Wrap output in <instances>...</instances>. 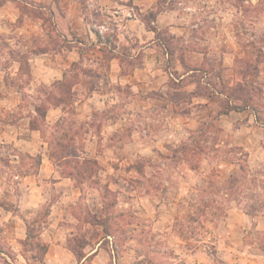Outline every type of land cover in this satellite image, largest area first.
I'll return each mask as SVG.
<instances>
[{
    "label": "rangeland",
    "instance_id": "rangeland-1",
    "mask_svg": "<svg viewBox=\"0 0 264 264\" xmlns=\"http://www.w3.org/2000/svg\"><path fill=\"white\" fill-rule=\"evenodd\" d=\"M0 211V264H264V0H0Z\"/></svg>",
    "mask_w": 264,
    "mask_h": 264
},
{
    "label": "crops",
    "instance_id": "crops-1",
    "mask_svg": "<svg viewBox=\"0 0 264 264\" xmlns=\"http://www.w3.org/2000/svg\"><path fill=\"white\" fill-rule=\"evenodd\" d=\"M4 7H8V3L4 5ZM18 15H16V13H13V16L12 17H17ZM11 19V18H10ZM14 19V18H13ZM21 33H24V31L18 33L17 35H8V38L7 40L10 42V45H12L13 47H19L21 46L22 42H21V38L22 40H24L26 38V34H21ZM70 53H77L76 52V49H72L70 51ZM35 57L32 58L31 60H33V67H36V68H39L38 66H45V68H49L50 70H52L53 74V78L59 80L63 77L64 75V67H61V66H64L63 63H53L51 65V63H49V61H45V58L43 57H48L49 56V53L48 52H41L39 54H34ZM74 57V56H73ZM74 59V58H73ZM16 62V61H15ZM116 67V66H115ZM116 68L120 69L119 66H117ZM46 78H42V80L46 81L45 80ZM56 112H57V109H54V108H49L47 109V119L49 121V123H52L49 119H54L56 118V120L58 119L59 116H56ZM233 113V112H232ZM231 113V115H232ZM241 113V112H239ZM55 114V117H53V115ZM57 115H58V112H57ZM61 115V112L60 114ZM253 120V119H252ZM54 168L50 165V161L48 160H45L44 159V162L43 164L41 165V175L42 177H49L50 175H52L54 173ZM31 188V187H30ZM31 191H36V188L32 187L31 188ZM40 195V194H39ZM46 199L44 196L41 197V199ZM5 213H6V217H4V221H9L10 218H13V220H15L16 218L18 220L15 221V225H16V229L17 230V238L13 239L15 242L18 241V239H23L25 236H26V229H27V223H26V219L24 217H21L19 215H14L12 211H6L4 210ZM2 212V211H0ZM3 213V212H2ZM58 219L56 218L55 220V224L54 223H51L50 226H58ZM63 247V244H58V243H54L52 242L51 245L48 247V250H52L53 248H59L61 249ZM46 259L49 260V263H59V258H55L54 256H51L50 258V251H48L46 253ZM101 255H102V248H96V249H93L89 252H87V254L83 257L82 261L84 259H90L91 261H97L101 258ZM18 256V255H17ZM19 256H22L21 254H19ZM10 258V257H9Z\"/></svg>",
    "mask_w": 264,
    "mask_h": 264
},
{
    "label": "trees",
    "instance_id": "trees-1",
    "mask_svg": "<svg viewBox=\"0 0 264 264\" xmlns=\"http://www.w3.org/2000/svg\"><path fill=\"white\" fill-rule=\"evenodd\" d=\"M147 21V19L145 20ZM155 21V20H154ZM148 26V25H147ZM149 29L153 30V31H156V28L155 27H151V26H148ZM57 83H60L61 85V90L63 92V85H62V82L59 81ZM61 92V93H62ZM66 92V90L64 91ZM63 92V93H64ZM247 98V99H246ZM246 98H243V97H239V100H243L244 103L242 104H238V103H231L229 102L228 103V106L226 107V109L223 110L222 114H228L230 113L232 110H238V111H241V110H244L246 109L247 107H252L251 104H250V100L252 99V97H246ZM230 101V100H229ZM252 101V100H251ZM64 103V98L63 97H60L58 99V103L57 104H62ZM253 104V103H252ZM254 105V104H253ZM256 107V105H254L252 108ZM36 111L41 115V117H43V119L46 118V115H47V109H43L41 106H37L36 108ZM256 117H257V120H258V113H256ZM59 124L56 123V126H58ZM34 128L38 129V125L35 121H33V125H32ZM58 138V139H57ZM54 140L56 141L55 143L58 144L57 146H60V149H59V153H55V152H52L50 157L53 158V159H56L57 161H61V159H64V163L67 164L68 167H70V170L68 175L70 176H73L74 173H76V176L77 177H80V178H83V176H85L87 174V172L93 168V163L91 160H87L85 162L83 161H80V160H69L70 158H66L67 156L69 155H72V153L70 151H68L67 149V145L62 141V137L61 136H56L54 137ZM62 141V142H61ZM79 182H82V180H79ZM31 235V232L29 231L28 232V237ZM46 251L48 249V246L44 245L43 246ZM72 250L74 252H76V248L75 247H72ZM85 256V255H84ZM83 256V257H84ZM83 259V258H82ZM81 259V260H82Z\"/></svg>",
    "mask_w": 264,
    "mask_h": 264
}]
</instances>
